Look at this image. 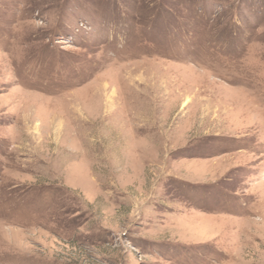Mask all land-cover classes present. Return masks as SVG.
I'll list each match as a JSON object with an SVG mask.
<instances>
[{
    "label": "rangeland",
    "instance_id": "374dc122",
    "mask_svg": "<svg viewBox=\"0 0 264 264\" xmlns=\"http://www.w3.org/2000/svg\"><path fill=\"white\" fill-rule=\"evenodd\" d=\"M0 264H264V0H0Z\"/></svg>",
    "mask_w": 264,
    "mask_h": 264
}]
</instances>
